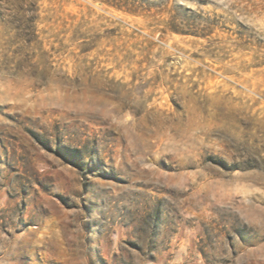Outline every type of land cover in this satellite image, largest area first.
Here are the masks:
<instances>
[{"label":"rangeland","instance_id":"1","mask_svg":"<svg viewBox=\"0 0 264 264\" xmlns=\"http://www.w3.org/2000/svg\"><path fill=\"white\" fill-rule=\"evenodd\" d=\"M123 262L264 264V0H0V264Z\"/></svg>","mask_w":264,"mask_h":264},{"label":"trees","instance_id":"2","mask_svg":"<svg viewBox=\"0 0 264 264\" xmlns=\"http://www.w3.org/2000/svg\"><path fill=\"white\" fill-rule=\"evenodd\" d=\"M156 219H150L149 221L146 222V227H148V229H151L154 227V225L156 224ZM128 245L133 248L136 249L140 255L142 256V258L144 260H150L152 262H155L157 259V254L162 253L164 250L160 251V249L158 247H154L153 249H148L147 251H145V248L143 247V245H139L137 243H128ZM149 248V246H148ZM122 252H126L127 254H130L129 250L123 249L122 248ZM123 264H127L125 262H123ZM132 264H136V263H132Z\"/></svg>","mask_w":264,"mask_h":264}]
</instances>
